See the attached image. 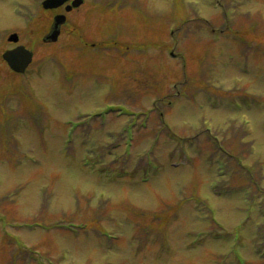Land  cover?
Here are the masks:
<instances>
[{
	"label": "rangeland",
	"instance_id": "1",
	"mask_svg": "<svg viewBox=\"0 0 264 264\" xmlns=\"http://www.w3.org/2000/svg\"><path fill=\"white\" fill-rule=\"evenodd\" d=\"M43 1L0 0V264H264V0Z\"/></svg>",
	"mask_w": 264,
	"mask_h": 264
},
{
	"label": "water",
	"instance_id": "2",
	"mask_svg": "<svg viewBox=\"0 0 264 264\" xmlns=\"http://www.w3.org/2000/svg\"><path fill=\"white\" fill-rule=\"evenodd\" d=\"M65 0H47L44 2L45 7H56L60 5L62 2ZM64 22V16H59L56 18V23L54 26V30L46 40L50 41H56L57 37L60 33L59 26ZM10 41L17 42L18 41V36L16 34L12 35L10 37ZM4 59L7 61L11 69H13L16 72H24L27 66L31 63L32 61V53L27 50L24 46H18L15 49L8 50L4 54Z\"/></svg>",
	"mask_w": 264,
	"mask_h": 264
},
{
	"label": "flooded vegetation",
	"instance_id": "3",
	"mask_svg": "<svg viewBox=\"0 0 264 264\" xmlns=\"http://www.w3.org/2000/svg\"><path fill=\"white\" fill-rule=\"evenodd\" d=\"M71 3H72V0H70V1H68L67 3H65V4H63L62 6H60L59 8H63L65 11H67V7L69 6V5H71ZM83 4V3H82ZM81 4V5H82ZM58 8V9H59ZM52 10H54V9H52ZM52 10H50V11H52ZM72 10H74V8L72 9ZM72 10H69L68 11V13H70ZM62 14V13H61ZM56 15H58V14H54L53 16H52V20L53 21H50V19H47L48 17H49V15H48V17L45 19V21H47V23H49L50 24V28H51V26H52V24H53V22H54V19H55V16ZM51 16V15H50Z\"/></svg>",
	"mask_w": 264,
	"mask_h": 264
}]
</instances>
